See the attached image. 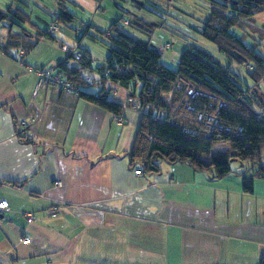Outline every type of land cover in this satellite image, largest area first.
I'll return each mask as SVG.
<instances>
[{"label": "crops", "instance_id": "obj_1", "mask_svg": "<svg viewBox=\"0 0 264 264\" xmlns=\"http://www.w3.org/2000/svg\"><path fill=\"white\" fill-rule=\"evenodd\" d=\"M22 1L35 6L37 19L17 0H0V11L20 18L9 15L13 23L4 19L0 27V48L10 34L19 41L7 53L0 49V198L8 202L0 212V264H260L263 178H254L251 191H245L238 173L214 178L164 160L157 173L138 175L125 157L141 116L128 90L107 83L108 98L126 103L117 122L115 114L75 93L56 86L36 89V74L29 71L58 70L66 57L62 44L78 45L92 67L104 66L109 43L100 52L91 43L105 39L117 20L136 38L142 34L129 22L151 24L145 39L163 56L171 47L166 43L162 49L169 31L154 25H160L167 4L185 25L165 27L186 35L189 24L200 21L180 11L177 0H66L64 5L45 0L54 7L49 13L39 11L44 0ZM206 7L209 15V2ZM62 10L71 19L50 37V23ZM256 29L264 36L263 27ZM259 48L264 53V38ZM177 55L172 49L167 56ZM134 88L137 92L139 84ZM79 89L96 93L99 86ZM20 121L28 123L26 134L18 129Z\"/></svg>", "mask_w": 264, "mask_h": 264}, {"label": "trees", "instance_id": "obj_2", "mask_svg": "<svg viewBox=\"0 0 264 264\" xmlns=\"http://www.w3.org/2000/svg\"><path fill=\"white\" fill-rule=\"evenodd\" d=\"M57 1L64 5L66 0ZM208 1L209 15L204 20L201 35L214 45L215 53L221 55L225 63L197 41L178 33L189 43L181 51L177 66L168 67L148 39L130 35L117 20L104 36L110 45L105 65L92 67L83 54L75 66L66 69V77L78 86L75 94L80 98L115 116L122 115L126 103L108 98L107 83H116L135 97L134 106L141 111V116L133 144L125 153L129 167L153 174L160 170L159 161L164 160L185 163L214 178L234 172L241 175L243 189L251 191L254 178L264 179V53L254 47L264 38L256 29L257 25L263 28L264 25L257 24L254 19V15L264 11V0ZM9 15L20 19L17 12L7 9L0 11V21L7 19L13 23ZM70 19V15L62 10L54 21L67 24ZM129 26L147 38L153 32L151 24L144 21L134 19ZM249 39H255V44ZM18 47L17 36L10 34L0 49L7 53ZM30 47L32 45L28 44L27 48ZM243 64L253 67L246 73V80L232 68ZM87 67L96 73V80L101 85L96 93L79 89V86H89L79 79L80 70ZM61 68L62 63L58 69ZM136 83L139 84L137 92ZM187 83L199 92L190 100L195 109L192 111L183 107L182 86ZM178 85H182L181 88ZM218 102H221L219 108ZM205 105L211 112H216L217 123L223 127L214 128L209 137H206V123L196 119V113ZM20 139L31 141L21 134ZM220 143H227L228 147L212 152L214 145ZM231 158L240 161L236 170L231 167ZM260 264H264V259Z\"/></svg>", "mask_w": 264, "mask_h": 264}, {"label": "built area", "instance_id": "obj_3", "mask_svg": "<svg viewBox=\"0 0 264 264\" xmlns=\"http://www.w3.org/2000/svg\"><path fill=\"white\" fill-rule=\"evenodd\" d=\"M163 17L167 20L169 19V13L166 10H162ZM173 18V17H172ZM254 19L258 20L261 24L264 25V11L257 13L254 15ZM172 20V19H171ZM59 24L56 21H53L49 28H48V34L50 37H56L59 31ZM203 29V27H202ZM202 32V31H201ZM167 46V44L162 45V49H164ZM61 48L66 52V57L62 61V67L61 69L55 70L53 67H43V68H36V69H30L29 71L34 72L37 77L36 82V89L38 88H45L47 86H56L66 92L70 93H77L78 86L74 84L73 81L69 80L66 76H63L64 73H66V69L70 68L74 65V63H77L80 61L83 57V52L79 48L78 45L75 46H69L66 44H62ZM253 67L251 65H246V73L250 70H252ZM79 79L83 81L85 84L93 85L98 84V86H101L100 83L96 80V75L94 71L91 68H83L79 72ZM182 85H178V88H181ZM264 86V83L262 84ZM183 87V107L186 110L192 111L195 110L192 106L190 100L194 99L199 95V92L197 91L196 87L192 85L191 83L185 84ZM110 89V88H108ZM210 99H214L211 96H208ZM221 106V102L217 103V108ZM216 112H211L208 109V106H204L201 111H198L196 113V119L197 121H203L206 123L208 131L206 132V137L210 136L211 131L214 128L222 129L223 127L221 125H218L217 119L215 116ZM117 122L122 121L121 116H115ZM18 129L20 130L21 134H26L28 130V123L25 121H20L18 123ZM134 172L138 175L141 174V171L139 169H135ZM170 179H173V176L169 177ZM56 186L60 185L59 181H56L54 183ZM8 202L4 198H0V212L7 209ZM52 213H54V210H52ZM32 215L26 214V220L28 222L32 221ZM29 240L25 239L23 240L24 243H27Z\"/></svg>", "mask_w": 264, "mask_h": 264}, {"label": "rangeland", "instance_id": "obj_4", "mask_svg": "<svg viewBox=\"0 0 264 264\" xmlns=\"http://www.w3.org/2000/svg\"><path fill=\"white\" fill-rule=\"evenodd\" d=\"M17 1L19 2L18 3L19 5H23L24 9L27 11L28 14L32 13V15H34L33 16L34 18H36V19L38 18L36 13L31 12L32 11L31 9H36L35 6H33V5L28 6V4L22 0H17ZM208 2H209L208 0H177V3H175L177 5H175V6L180 7L181 10H180V8H177V9H179L180 11L183 10L182 12H184L186 14L189 13L188 14L189 16H192L196 20L200 21L198 23H194L191 19H187L188 21H192V23L189 24L191 26L190 28H188L189 34H186L184 36H187L189 40L191 39V40L197 41L202 46H204L207 50L214 53V56L216 59L225 63V60L223 59V57L221 55L215 53L214 45L212 43L208 42L207 40H205L201 35L202 27L204 24V22H201V21H204L206 16H208L207 7H206V3H208ZM165 5H166V3H165ZM167 6L169 7L170 4H167ZM167 6L164 7L163 11L164 10L168 11ZM29 7H30V9H29ZM41 8H42V10L39 9V11H45L46 13H49V11L52 12L54 10L53 5H51V3H49V1H45V0L43 1V6ZM161 19H160V22H161L160 25H158V26L154 25L155 28L160 29L159 27H165L164 25H167L170 23H171V25H176V24H180L182 26L185 25L182 22L183 18L179 15H176V14L169 13V19H167V20L162 15ZM257 22H258V20H257ZM258 23H260V22H258ZM2 24H5V22L3 21L0 24V27H2ZM64 27L69 29L68 26H64ZM165 28H167V27H165ZM167 31H169V32L165 33V38H166L167 42H164V44L169 43L171 45V47H169L166 54H163L162 60L165 61L166 64L168 63V65H170L169 61L174 60L175 62L173 63V65H170V66H172V68H175L177 66V63H178L177 61H179L181 51L188 45L189 41H187L188 39L185 40V39L181 38L179 36L178 32H176L174 30L168 29ZM236 32L237 31L235 30L234 33H236ZM140 34H142V33H140ZM145 37L146 36L144 34L141 35L142 39H145ZM107 44H108V42L105 39H99V40L93 41V43H91V45H94L95 49L98 52L106 49ZM254 47H256V49L259 48L258 44H255ZM172 49L173 50L175 49L178 52L177 57H168L167 56L169 54V52L172 51ZM167 60H168V62H167ZM232 68L239 75V77L246 80V78H247L246 64H243L241 66H232ZM95 88H96V85H91V90H94ZM227 147H228L227 143H220V144L214 145L212 152L223 151ZM230 164H231L232 168H236L237 165L238 166L240 165V161L238 159L231 158Z\"/></svg>", "mask_w": 264, "mask_h": 264}]
</instances>
